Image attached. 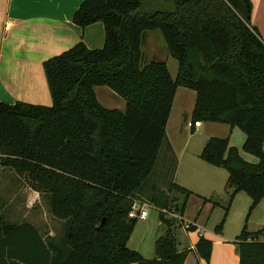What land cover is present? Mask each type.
Listing matches in <instances>:
<instances>
[{
	"label": "trees",
	"instance_id": "16d2710c",
	"mask_svg": "<svg viewBox=\"0 0 264 264\" xmlns=\"http://www.w3.org/2000/svg\"><path fill=\"white\" fill-rule=\"evenodd\" d=\"M251 17V0H84L73 22L102 23L104 47L80 42L44 62L50 107L0 102V179L4 169L24 177L65 223L61 237L45 241L33 225L0 218V248L9 249L11 264H186L192 250L179 249V222L162 212L175 207L184 215L192 196L174 182L177 157L167 137L178 88L196 94L191 129L196 123L238 128L246 135L243 150L259 160L246 162L229 138H210L200 155L228 172L232 199L240 192L252 199L236 244L240 264H264V227L247 229L264 201V40ZM149 31L161 33L177 60L175 79L163 62L143 66ZM97 87L125 100V110L102 106ZM163 147L172 197L156 187L148 196L165 232L147 260L128 248L138 222L129 214L148 195ZM195 251L209 263L212 241L201 237Z\"/></svg>",
	"mask_w": 264,
	"mask_h": 264
},
{
	"label": "crops",
	"instance_id": "0c3cea01",
	"mask_svg": "<svg viewBox=\"0 0 264 264\" xmlns=\"http://www.w3.org/2000/svg\"><path fill=\"white\" fill-rule=\"evenodd\" d=\"M251 1V24L264 40V0ZM83 2L84 0H0V102L9 105L22 102L50 107L52 98L44 72V62L63 54L80 42H83L90 50H100L104 47L105 27L102 23L81 28L73 22V16ZM106 94L113 96L109 90ZM191 116L192 112L190 118ZM206 124L200 123L199 127L191 129L190 121L185 129L189 128L191 133L194 131V135L203 126H207ZM169 142L175 153L174 142ZM204 144L202 150L205 147ZM193 164L196 169L189 172L191 174L188 179H185V183L180 182L177 178L180 167L178 156L174 182L192 192V196L202 198L204 201L210 200V195L216 193L217 188L211 189L208 194H205L203 189L214 187L215 182L211 178L216 177L213 179H217V172L207 169L197 160H194ZM40 198V195L27 185L24 177L18 176L10 169L2 170L0 218L9 223H29L46 241L36 224L28 220L29 216H26V214L32 216L33 208L40 205ZM149 207L155 206L150 205ZM187 221L199 226L203 231V237L213 243L211 260L206 263L197 257L195 251L200 236L197 235L193 239L190 233H187L185 248L192 250L188 260L193 256L194 264L197 262L199 264H240L237 240L234 245L225 244L219 238L213 240V236L204 233L203 225L200 224L198 217H190ZM2 253L5 264H11L9 249L0 248V263Z\"/></svg>",
	"mask_w": 264,
	"mask_h": 264
},
{
	"label": "rangeland",
	"instance_id": "374dc122",
	"mask_svg": "<svg viewBox=\"0 0 264 264\" xmlns=\"http://www.w3.org/2000/svg\"><path fill=\"white\" fill-rule=\"evenodd\" d=\"M146 40L142 46L143 52V66L152 62H163L167 65L169 72L173 79L178 74V62L168 52L165 41L159 31H149L145 34ZM107 87H97L95 92L99 101L107 109H118L124 111L126 108V102L119 96L113 94L109 96L106 91ZM112 92V91H111ZM196 100V94L185 88H178L175 97L172 113L167 126V137L169 141L174 142L175 156L180 157V167L177 174V178L180 182H184L188 179L191 170H195L196 166L193 164L194 160L202 163L207 169L217 172V179L211 178L215 182L214 187H205L203 192L208 194L211 189H216V193L210 195V201L206 204L204 199L197 196H192L185 209V219L194 217L199 218L200 224L202 223L204 233L208 236H213L215 240L219 238L223 243L233 244L241 234L246 225V220L250 213L252 206V199L245 193L240 192L236 194L233 199L234 189H231L228 184V172L221 168H215L200 160L198 157L202 152L203 144L210 138H229L230 145L236 147L242 158L250 163L257 164L258 158L246 153L243 150V146L246 142V135L239 130L231 129L230 126L223 124L207 123V126H203L199 131L193 135L189 128H186L191 121L190 115L194 108ZM204 144V146H205ZM165 147L160 151V157L156 165L154 174L149 179V193L147 196L138 201L146 203L149 206H155L149 199L151 190L156 187L157 192L165 191L169 195V184L171 178L167 177V170L170 172V168L165 169L164 161ZM177 172V171H176ZM185 183V182H184ZM208 197L207 195H205ZM41 197V196H40ZM183 200L180 201L182 203ZM146 207L148 216L145 218H139L133 234L128 242V248L133 251L139 252L145 259L155 258V243L156 240L162 236L165 232V227L160 221V212L155 207ZM176 211L175 207L168 209L169 213ZM228 211V212H227ZM177 215L178 212H175ZM227 213V217H226ZM32 216L26 214L28 220L34 222L39 228L41 234L49 240L54 237H61L65 231V223L53 218L50 214L49 204L45 198H40V205L37 208H33ZM167 219H173L171 215H166ZM226 217L223 231L221 234H216L215 229L221 225L222 221ZM189 219H185L186 221ZM22 220V219H21ZM19 222V221H18ZM264 227V201H262L250 214L247 222V229L251 233H255ZM176 236L179 242L181 250L187 249L186 234L190 233V237L195 239L197 232H188L184 230V226L176 224ZM215 234V235H214ZM263 240V237H260ZM193 256L189 258L187 264H194Z\"/></svg>",
	"mask_w": 264,
	"mask_h": 264
},
{
	"label": "built area",
	"instance_id": "2783aa9c",
	"mask_svg": "<svg viewBox=\"0 0 264 264\" xmlns=\"http://www.w3.org/2000/svg\"><path fill=\"white\" fill-rule=\"evenodd\" d=\"M200 126V123H196L195 124V127H199ZM149 205L146 204V203H142L140 201H136L134 203V206L132 208V211L130 212L129 214V217L132 218V219H139V218H145L148 216V211L146 209V207H148ZM164 214L166 215H171V217L175 220H177L178 222H180V224L182 226H184V230L185 231H188V232H197L198 235L201 237H203V231L201 230V228L199 226H197L195 223H192V222H189V221H186L180 214H176L174 211L173 213H169L168 210H164L162 211ZM196 229L195 231H192V229Z\"/></svg>",
	"mask_w": 264,
	"mask_h": 264
}]
</instances>
